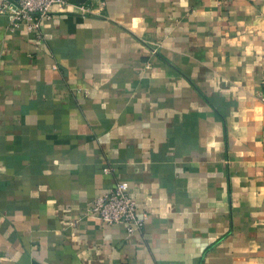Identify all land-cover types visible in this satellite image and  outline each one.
Returning <instances> with one entry per match:
<instances>
[{
  "label": "crops",
  "instance_id": "0c3cea01",
  "mask_svg": "<svg viewBox=\"0 0 264 264\" xmlns=\"http://www.w3.org/2000/svg\"><path fill=\"white\" fill-rule=\"evenodd\" d=\"M263 92L264 0L0 15V264H264ZM118 182L131 236L87 216Z\"/></svg>",
  "mask_w": 264,
  "mask_h": 264
},
{
  "label": "built area",
  "instance_id": "2783aa9c",
  "mask_svg": "<svg viewBox=\"0 0 264 264\" xmlns=\"http://www.w3.org/2000/svg\"><path fill=\"white\" fill-rule=\"evenodd\" d=\"M220 2V0H217ZM231 1V0H229ZM68 0H1L0 15L6 16L14 27L23 26L27 32L39 34L42 22L50 18L51 8L63 10ZM259 100L264 103V92ZM105 169L104 174H109ZM87 216L103 225H121L127 236L140 232L148 216L139 212L136 202L128 193V185L118 182L114 187L96 198Z\"/></svg>",
  "mask_w": 264,
  "mask_h": 264
},
{
  "label": "water",
  "instance_id": "95a60500",
  "mask_svg": "<svg viewBox=\"0 0 264 264\" xmlns=\"http://www.w3.org/2000/svg\"><path fill=\"white\" fill-rule=\"evenodd\" d=\"M87 0H75L76 3L78 4H84Z\"/></svg>",
  "mask_w": 264,
  "mask_h": 264
}]
</instances>
